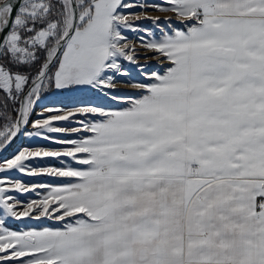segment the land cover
Here are the masks:
<instances>
[{
	"label": "snow or ice",
	"instance_id": "obj_1",
	"mask_svg": "<svg viewBox=\"0 0 264 264\" xmlns=\"http://www.w3.org/2000/svg\"><path fill=\"white\" fill-rule=\"evenodd\" d=\"M85 88L126 106L31 119L47 90ZM29 124L64 147H24L0 173L64 179L0 180V264H264V0H0V150ZM61 157L77 166H35Z\"/></svg>",
	"mask_w": 264,
	"mask_h": 264
},
{
	"label": "rangeland",
	"instance_id": "obj_2",
	"mask_svg": "<svg viewBox=\"0 0 264 264\" xmlns=\"http://www.w3.org/2000/svg\"><path fill=\"white\" fill-rule=\"evenodd\" d=\"M131 11H139V9H131ZM149 16H160L161 21L160 23H163V17L165 14L160 13L158 11H148ZM171 15V14H168ZM143 26L151 27V21L149 20H140L138 21ZM172 23L178 24L177 18L172 17ZM130 40H132L137 45L139 44L138 36L137 34H134L132 32L127 33ZM159 35V33H157ZM138 51L140 52V60L139 62L141 64L145 63L144 54L141 49L138 48ZM151 55V54H149ZM125 63V67H128L132 78H134L137 81L147 82L144 77L140 74L139 70L135 68L134 66L129 65L127 62ZM147 64L150 68V70H159L161 73L164 71L167 65L160 64L155 59H148ZM123 79V78H120ZM117 93L118 95H126V96H138L139 93L131 88H128L122 84L117 85ZM96 105V106H102L105 108H122L125 107V104L118 103L116 101L111 100L110 97H105L104 93H98L95 90L90 89H82L74 92H62L60 90H47L43 93V99L38 102V104L35 107L34 112L31 114L32 120H37L42 118L40 116V113L43 111L45 107H53V108H61V109H67V110H74L77 107L83 106V105ZM55 113H44V116H49ZM83 119L79 115L76 117L70 118L69 121H56L54 124L59 127H66V128H72V127H80V124L78 123L79 120ZM34 129L32 128L31 124L24 127L23 131L21 132V136L18 140V143L16 146L10 151L7 157L5 158H11L12 155L16 154L18 150L27 147L30 150H35L36 148H42L44 150H58L64 147L63 145L54 143L51 139L45 140L41 137H36L29 135V133L33 132ZM46 135H49L50 137L55 138H63V139H79V134H70V135H64L60 133H45ZM5 158L0 159V162H2ZM61 160L65 161V164H61ZM72 166L76 167L77 165L75 162L71 161L68 157H61V158H43L38 159L35 162L36 167H62V166ZM7 175L10 179H20L25 184H31V183H44V184H50L53 186L59 185L63 182L64 178H56L48 175H42L39 177H29L23 173L20 172H11L9 174L0 173V180L5 179V176ZM6 184H0V187H6ZM42 194L46 192L45 189L39 190ZM17 198L21 201H27L30 199H37L35 193H26V194H19L15 193ZM7 226L11 230H26L27 228H42V227H55V226H62L57 221L48 220L45 218H42L41 220H29L28 218H23L22 220H15L14 218L8 219Z\"/></svg>",
	"mask_w": 264,
	"mask_h": 264
},
{
	"label": "water",
	"instance_id": "obj_3",
	"mask_svg": "<svg viewBox=\"0 0 264 264\" xmlns=\"http://www.w3.org/2000/svg\"><path fill=\"white\" fill-rule=\"evenodd\" d=\"M21 136V133L13 140V142H11L10 146H8L6 148V150H0V159L5 158L8 156V154L10 153V151L16 146V144L18 143V140Z\"/></svg>",
	"mask_w": 264,
	"mask_h": 264
},
{
	"label": "trees",
	"instance_id": "obj_4",
	"mask_svg": "<svg viewBox=\"0 0 264 264\" xmlns=\"http://www.w3.org/2000/svg\"><path fill=\"white\" fill-rule=\"evenodd\" d=\"M51 90V89H50Z\"/></svg>",
	"mask_w": 264,
	"mask_h": 264
}]
</instances>
